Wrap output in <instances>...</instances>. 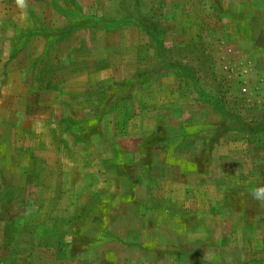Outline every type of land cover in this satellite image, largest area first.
<instances>
[{
    "label": "rangeland",
    "instance_id": "1",
    "mask_svg": "<svg viewBox=\"0 0 264 264\" xmlns=\"http://www.w3.org/2000/svg\"><path fill=\"white\" fill-rule=\"evenodd\" d=\"M260 190L264 0H0V264H264Z\"/></svg>",
    "mask_w": 264,
    "mask_h": 264
},
{
    "label": "crops",
    "instance_id": "2",
    "mask_svg": "<svg viewBox=\"0 0 264 264\" xmlns=\"http://www.w3.org/2000/svg\"><path fill=\"white\" fill-rule=\"evenodd\" d=\"M178 114L179 113L177 112L174 114L172 113L170 115V117L169 116L168 117H161V126L167 127L168 131L171 130L172 127H176V125L179 121ZM168 134H169V136L167 135V140L173 139L175 137V135L173 133L168 132ZM194 151L197 152L196 149ZM196 152H194V153H196ZM138 153L140 154V151ZM139 154H138L136 161H138L142 157V156H140L141 154L140 155ZM197 154H198V152H197ZM159 163H161V165L154 166L155 164H153V165H151L153 167L149 166L148 168L136 166L137 169L133 170V174H135L134 177L136 179V184L138 187L146 185L149 188L155 189L157 186L161 185L162 182L169 189L173 188L176 185V182H178V181L173 176L174 172L171 173V168L175 164H168L166 162H159ZM156 171L158 172V175L156 174L157 173ZM144 201H146V200H144ZM132 211H135L134 203L128 201L127 206L125 208V215L128 216V214Z\"/></svg>",
    "mask_w": 264,
    "mask_h": 264
},
{
    "label": "clouds",
    "instance_id": "3",
    "mask_svg": "<svg viewBox=\"0 0 264 264\" xmlns=\"http://www.w3.org/2000/svg\"><path fill=\"white\" fill-rule=\"evenodd\" d=\"M259 195H264V190H260L259 192H258V196Z\"/></svg>",
    "mask_w": 264,
    "mask_h": 264
}]
</instances>
